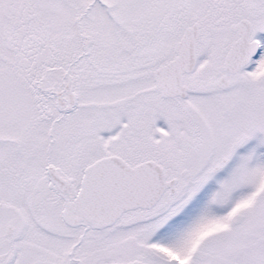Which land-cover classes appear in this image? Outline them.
<instances>
[{
  "label": "snow or ice",
  "instance_id": "obj_1",
  "mask_svg": "<svg viewBox=\"0 0 264 264\" xmlns=\"http://www.w3.org/2000/svg\"><path fill=\"white\" fill-rule=\"evenodd\" d=\"M0 264H264V0H0Z\"/></svg>",
  "mask_w": 264,
  "mask_h": 264
},
{
  "label": "rangeland",
  "instance_id": "obj_2",
  "mask_svg": "<svg viewBox=\"0 0 264 264\" xmlns=\"http://www.w3.org/2000/svg\"><path fill=\"white\" fill-rule=\"evenodd\" d=\"M255 143H256V141L253 142V144H255ZM242 151H243V150H242ZM238 161H239V157H237L236 160H234L233 163H234V164H235V163H238ZM226 175H227L226 172H222V173L220 174L221 178H223V177L226 176Z\"/></svg>",
  "mask_w": 264,
  "mask_h": 264
}]
</instances>
